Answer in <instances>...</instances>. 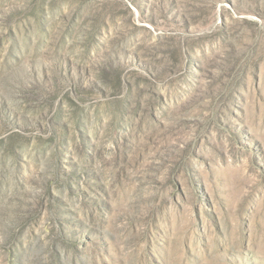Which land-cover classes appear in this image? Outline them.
<instances>
[{
    "label": "rangeland",
    "instance_id": "374dc122",
    "mask_svg": "<svg viewBox=\"0 0 264 264\" xmlns=\"http://www.w3.org/2000/svg\"><path fill=\"white\" fill-rule=\"evenodd\" d=\"M0 264H264V0H0Z\"/></svg>",
    "mask_w": 264,
    "mask_h": 264
}]
</instances>
